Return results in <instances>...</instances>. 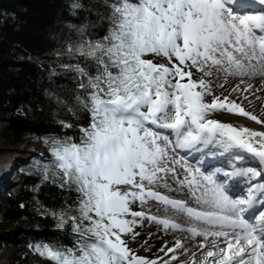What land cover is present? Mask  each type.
<instances>
[{"label": "snow or ice", "instance_id": "obj_1", "mask_svg": "<svg viewBox=\"0 0 264 264\" xmlns=\"http://www.w3.org/2000/svg\"><path fill=\"white\" fill-rule=\"evenodd\" d=\"M107 6V34L82 38L74 50L70 48L85 61V67L77 64L74 70L85 90V99L79 102L89 111L91 122L81 128L79 143L51 141L65 183L80 193L79 215L69 219L81 239L75 249L59 251L43 245L37 252L57 264H157L137 255L123 239L133 233L136 218L164 228L181 227L132 210L136 201L156 199L210 226L187 229L193 237H203L201 259L193 253L188 264H264V171L229 165V171L202 175L199 169L185 167L187 175L180 182L193 190L205 210L150 187L163 174L175 172L169 167L170 145L196 151L214 147L233 160L243 159V151L264 167V132L208 115L227 111L264 121L227 96L206 102L212 89L203 78L212 75L213 67L228 76L264 77V0H109ZM149 55L164 57L168 63H154L146 58ZM89 63L94 72L87 70ZM192 69L203 73L201 78L194 80ZM251 88L238 84L233 91ZM154 129L171 130L175 139ZM257 178H262L260 183L254 182ZM238 179H244L248 188L233 198L227 181ZM60 219L63 227L64 214ZM183 247L178 240L167 252Z\"/></svg>", "mask_w": 264, "mask_h": 264}, {"label": "trees", "instance_id": "obj_2", "mask_svg": "<svg viewBox=\"0 0 264 264\" xmlns=\"http://www.w3.org/2000/svg\"><path fill=\"white\" fill-rule=\"evenodd\" d=\"M109 0H0L1 135L14 145L33 139L18 182L0 199V246L34 249L33 264H57L37 246L75 249L80 237L69 217L78 216L80 193L65 183L52 154L54 140L79 143L91 115L81 77L85 61L71 49L81 39L107 34ZM74 4L79 5L73 7ZM87 70L94 68L89 63ZM65 125H71L66 127ZM61 214L67 223L60 227ZM85 224L87 221L84 222ZM13 255V256H12ZM15 258V259H14Z\"/></svg>", "mask_w": 264, "mask_h": 264}, {"label": "bare ground", "instance_id": "obj_3", "mask_svg": "<svg viewBox=\"0 0 264 264\" xmlns=\"http://www.w3.org/2000/svg\"><path fill=\"white\" fill-rule=\"evenodd\" d=\"M149 57L150 59L155 58L156 61L159 59L167 60L161 56H158L160 57L158 58L157 56L149 55ZM207 70L208 69H206V71ZM192 71V78L194 80H198L203 75V73L196 71L195 69H192ZM211 72V76L203 77L210 82L212 89V95L205 97L206 102L211 103L214 96H219L221 98L227 96L230 100H234L240 104L246 111L257 116L259 120L264 121V77L228 76L222 71H217L215 67L211 69ZM241 80L244 81L243 84L240 83ZM238 84L240 85L241 89H244L248 84H251L252 88L247 92L233 91V88ZM220 85H223V87ZM208 118L224 123H231L236 127H246L253 131L264 132L263 126H260L261 124L264 125V123H257L249 117L240 114L229 113L227 111H214L209 113ZM155 130L158 131L157 129ZM205 153L208 154L205 155ZM211 153L215 155L220 152L214 147L211 151H209L208 148H204L202 151H198L193 155L189 154L187 156L186 154L184 155V158H182L178 157L176 153H174L169 147V167H174L178 172H176V175L172 176L169 175L170 173L173 174L172 172L163 174V178L150 187H154L157 189L155 190L153 188L154 191H160L159 193L161 195L167 196L171 200L184 201L188 207H197L198 210H205V207L202 204H199L194 198L192 194L193 190L186 184L180 185V181L184 180L186 177L185 167H190L195 171L197 166L201 165L202 169L199 171V174L209 175L212 174L213 170L217 169L218 166L224 168V164H227L226 162L230 160L229 158H231L230 154L220 153L221 157L211 163H207L206 159L211 158ZM241 156L244 158L242 159V164L239 168L253 163L248 159L249 153L243 152ZM179 159H184V161L180 162ZM17 161L18 158H15L9 163L3 164L0 167L6 171L5 173H7V181L3 186L7 187L11 183ZM172 161H179V163H172ZM2 176L3 172L0 176V180ZM244 185V179L236 180L235 185H229V181H227L228 194L233 198L242 195ZM232 186H234V190L231 189ZM5 187L2 189L0 188V196L4 192ZM133 209L144 211L148 216H156L159 219L167 218L181 226L180 228L176 229L172 227L164 228L162 224L156 221H152L147 218H136L137 223L133 228V233H138V235L133 237V233H128L126 236H124V240L137 255L146 257L149 260H157V264H163V261L165 260H167L169 264H181V262H186V264H188L193 256V253H195V258L197 260L201 259L203 250L199 248V245L203 241V237H193L191 233L187 231V229L190 226H196L200 229L207 230L210 228L209 225L201 221H196L194 218L188 216L185 212L175 209L171 205L165 204L156 199H147V201L143 204L137 201L136 204L133 205ZM250 217L251 215L246 218ZM209 239H211V237ZM178 240L182 242L184 247L181 249H176L174 253L167 252V249L173 248L176 241ZM185 249H187V251H185ZM173 255L177 257L176 260L171 259Z\"/></svg>", "mask_w": 264, "mask_h": 264}, {"label": "rangeland", "instance_id": "obj_4", "mask_svg": "<svg viewBox=\"0 0 264 264\" xmlns=\"http://www.w3.org/2000/svg\"><path fill=\"white\" fill-rule=\"evenodd\" d=\"M146 58L150 59L149 56H147ZM158 58H160V57H158ZM152 60L154 63H164V64L168 63L167 60H162V59H159L158 61H156L155 58H152ZM260 126L261 127L263 126V128H264L263 124H261ZM1 129H2V123L0 121V167L3 164L9 163L10 161H12L15 158H18V161H17L16 169L13 172V176L11 175L12 176L11 183L7 187L4 188V192L0 196V199L6 193H8V191L18 182L20 165L23 163V161L25 159H27L28 151H31L32 149H37V146H38L37 143L33 139H29V140L24 139L23 142L21 144H19L18 146L11 144L7 141V139L5 137H3L1 135ZM179 160H180V162L184 161V159H179ZM176 172H178V171L175 170L174 173L172 172L173 174L170 173L169 175H171V176L176 175ZM185 174L187 175L186 171H185ZM180 185H182V184H180ZM153 188L154 187H152V189ZM155 190H157V189H155ZM136 202L134 204H136ZM133 205H132V210L138 211L136 209H133ZM195 208H197V207H195ZM201 210H204V209H201ZM126 218L132 219L131 216H128ZM4 229H5V227L3 226L2 223H0V231H3ZM126 235H124V236H126ZM124 236H123V239H124ZM12 250H14V249L11 246H9L8 244H6V243L1 244V246H0V264H33L37 258V255H36L33 248H31L29 246H21V247H18L15 249L14 256H16L15 257L16 259L14 258L15 260H12L11 259Z\"/></svg>", "mask_w": 264, "mask_h": 264}]
</instances>
